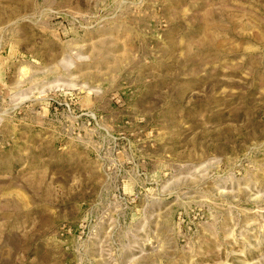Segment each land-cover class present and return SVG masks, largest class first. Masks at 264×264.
Listing matches in <instances>:
<instances>
[{"label":"rangeland","instance_id":"1","mask_svg":"<svg viewBox=\"0 0 264 264\" xmlns=\"http://www.w3.org/2000/svg\"><path fill=\"white\" fill-rule=\"evenodd\" d=\"M0 264H264V0H0Z\"/></svg>","mask_w":264,"mask_h":264}]
</instances>
